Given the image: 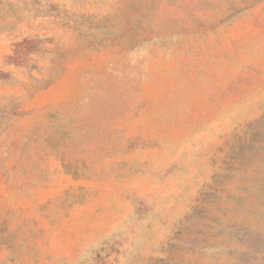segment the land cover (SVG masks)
I'll return each instance as SVG.
<instances>
[{
    "label": "rangeland",
    "instance_id": "obj_1",
    "mask_svg": "<svg viewBox=\"0 0 264 264\" xmlns=\"http://www.w3.org/2000/svg\"><path fill=\"white\" fill-rule=\"evenodd\" d=\"M0 264H264V0H0Z\"/></svg>",
    "mask_w": 264,
    "mask_h": 264
}]
</instances>
